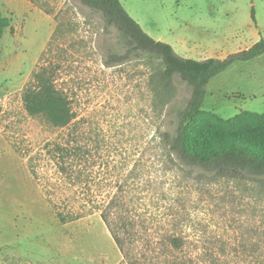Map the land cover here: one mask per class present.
Masks as SVG:
<instances>
[{"label": "rangeland", "instance_id": "374dc122", "mask_svg": "<svg viewBox=\"0 0 264 264\" xmlns=\"http://www.w3.org/2000/svg\"><path fill=\"white\" fill-rule=\"evenodd\" d=\"M121 2L147 34L185 58L224 59L264 38V0ZM0 14L8 24L0 40V264H127L100 211H92L120 185L138 222V251L148 254L176 235L195 264H213L209 255L222 264H264V185L199 182L167 156L162 136L173 131L189 96L185 84L176 82L177 94L164 104L144 61L106 66L109 51L124 48L117 31H106L100 14L80 0H0ZM41 69L80 121V144L91 151L88 182L71 183L58 169L52 144L68 129L24 105V90ZM246 112L264 114V55L215 76L200 119ZM73 210L84 214L59 220L58 211ZM148 258L166 260L154 252Z\"/></svg>", "mask_w": 264, "mask_h": 264}, {"label": "trees", "instance_id": "16d2710c", "mask_svg": "<svg viewBox=\"0 0 264 264\" xmlns=\"http://www.w3.org/2000/svg\"><path fill=\"white\" fill-rule=\"evenodd\" d=\"M80 1L100 14L106 31L115 29L118 33L119 43L124 49L110 50L105 59L106 66L144 61L151 68L152 90L164 104L172 101L177 94L176 82L185 84L189 90L183 106L175 113L173 131L162 136L167 156L178 169L199 182L249 180L264 185V153L253 148L256 145L264 150V114L246 112L228 121L211 116L208 122L200 119L209 82L237 62L251 61L264 55V38L251 48L224 59L185 58L178 55L170 44L147 34L121 0ZM7 27L6 19L0 14V40ZM23 102L31 116L43 119L58 129H68L66 138L52 144L58 169L71 183L88 182L84 167L87 164L85 158L91 155V151L80 144L77 128L80 121L68 96L57 88L56 81L47 70L41 69L35 74L33 83L24 90ZM115 187L116 192L112 196L92 204V211H100L127 264H151L148 258L151 252L164 256L166 260L162 264H195L187 255L182 236L162 237L161 244L148 250V254L138 251L133 234L138 222L131 216L127 190L123 185ZM83 214L75 210L68 214L57 212L61 222L73 221ZM207 259L213 264H222L218 256L209 255Z\"/></svg>", "mask_w": 264, "mask_h": 264}]
</instances>
